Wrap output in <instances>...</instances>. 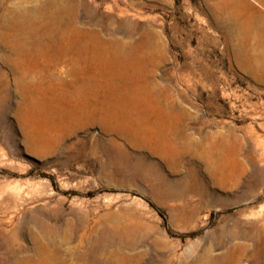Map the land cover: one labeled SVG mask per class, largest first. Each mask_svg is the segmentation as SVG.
I'll list each match as a JSON object with an SVG mask.
<instances>
[{
    "label": "rangeland",
    "instance_id": "1",
    "mask_svg": "<svg viewBox=\"0 0 264 264\" xmlns=\"http://www.w3.org/2000/svg\"><path fill=\"white\" fill-rule=\"evenodd\" d=\"M77 1L0 0V264L44 237L57 264L75 247L97 264H264V86L235 52L251 21L264 34V0H80L93 52L49 17ZM222 11L234 46L212 29ZM147 39L136 100L133 74H115ZM119 103L138 126L174 113L184 136L151 144L111 118Z\"/></svg>",
    "mask_w": 264,
    "mask_h": 264
},
{
    "label": "bare ground",
    "instance_id": "2",
    "mask_svg": "<svg viewBox=\"0 0 264 264\" xmlns=\"http://www.w3.org/2000/svg\"><path fill=\"white\" fill-rule=\"evenodd\" d=\"M244 1V0H243ZM245 2V1H244ZM80 4L77 1L76 4L73 5V7L69 10L66 6L63 7H52V11L49 13V17L53 19L55 16H68L70 21L65 26V35L69 36V33H67V29L72 30L71 36H74V40L67 41L69 45H74L85 52H93L94 50L91 48L92 45H95L96 40L100 41L103 40L102 35L100 32L96 30L89 29L86 27L84 23H80L78 20V12H77V6ZM250 7V6H249ZM20 13V12H19ZM41 16V15H40ZM40 18V17H39ZM235 18L232 14L224 13L222 12H214L213 15V21H212V29L214 30H220L222 34H225L226 37H230V45H233L234 37L232 35V29L231 26H235L237 23L235 22ZM248 26V33H247V41L246 43L238 42L235 46V52H236V58L240 62V64L248 69L250 72V75L256 79L258 82L261 83V85L264 86V34H257L254 32L255 28H257L253 21L249 23ZM88 35V39H80L79 37L81 35ZM152 41L149 39L137 42L133 46V52L126 54V53H120V59L117 64V72L115 76L118 79H125L127 78L125 74L132 73L133 74V80L135 79L136 92H134V96H136V99L139 97H142L141 92H139V82L142 80L148 81V76H143V78H139V76H135V61L141 60L143 53L147 50H151L152 47ZM234 46V45H233ZM261 49H263L261 51ZM131 57L136 59H131ZM76 61V60H75ZM126 66V67H123ZM125 68V69H124ZM145 81V82H146ZM122 82H117L116 88L114 90L115 95H113L116 99L127 97V91H123L124 86L122 85ZM119 90L121 94L116 91ZM114 94V93H113ZM148 94L144 95V98H149L147 96ZM151 96V95H149ZM150 99V98H149ZM95 105V104H94ZM150 106V105H149ZM108 107V106H107ZM174 108V107H173ZM111 118H114L115 120L122 122L123 124L130 126V131H134L135 133H141L143 132L147 137L148 141L151 144H162L165 148L173 146L176 136L181 135L184 136V131L181 127V124L177 118V116L174 113L166 112L164 114V118L160 120L158 123H149L146 121L144 125L138 124L127 114V111L120 105L115 104L114 108L110 111ZM186 138V137H184ZM241 143V140H238ZM212 145V143H211ZM158 148V147H157ZM159 150V149H158ZM239 152V150H238ZM237 152V153H238ZM208 156L211 157L212 153L210 151L207 152ZM93 237V236H92ZM71 240V239H70ZM87 241V238H83L79 241L78 245H82ZM48 241L44 237L40 240V251L39 254L36 256L29 257L23 261H21L20 264H57L58 258L55 256V252L50 249V244L47 243ZM52 243L55 244L53 241ZM63 243L68 244V238L65 237L63 240ZM54 250V249H53ZM69 254L71 256L72 263L71 264H97V257L93 250L86 249L85 251H81L79 247L71 248L69 251ZM58 255V254H57ZM55 256V257H54ZM188 258V257H187ZM201 258V257H200ZM67 260V258H65ZM223 257H217L213 256L211 254H206L202 257V259L198 262V264H222ZM69 263V262H68Z\"/></svg>",
    "mask_w": 264,
    "mask_h": 264
}]
</instances>
